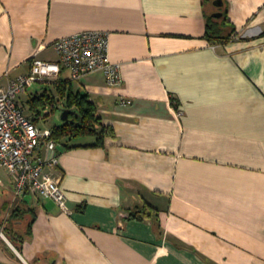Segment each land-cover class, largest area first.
Here are the masks:
<instances>
[{
    "label": "crops",
    "instance_id": "0c3cea01",
    "mask_svg": "<svg viewBox=\"0 0 264 264\" xmlns=\"http://www.w3.org/2000/svg\"><path fill=\"white\" fill-rule=\"evenodd\" d=\"M214 1L0 0V89L86 30L110 33L123 78L64 69L20 96L53 130L68 93L87 95L114 135L62 140L69 212L18 196L1 166L0 264H264V0ZM214 6L229 39L206 36Z\"/></svg>",
    "mask_w": 264,
    "mask_h": 264
},
{
    "label": "built area",
    "instance_id": "2783aa9c",
    "mask_svg": "<svg viewBox=\"0 0 264 264\" xmlns=\"http://www.w3.org/2000/svg\"><path fill=\"white\" fill-rule=\"evenodd\" d=\"M109 39L110 33L104 30L62 36L54 42L59 61L34 58L29 73L11 79L7 87L0 89V166L7 169L18 196L35 192L54 199L69 212L61 186L63 175L57 171L61 143L52 138L53 130L40 128L25 114L20 96L34 82L56 80L64 69L72 80L102 71L108 85H120L121 63L112 59ZM41 146L45 147L44 156L39 152Z\"/></svg>",
    "mask_w": 264,
    "mask_h": 264
},
{
    "label": "trees",
    "instance_id": "16d2710c",
    "mask_svg": "<svg viewBox=\"0 0 264 264\" xmlns=\"http://www.w3.org/2000/svg\"><path fill=\"white\" fill-rule=\"evenodd\" d=\"M209 2V0H208ZM224 6L218 9L221 16L208 15L206 36L212 41H222L230 38L227 33V18L225 17ZM62 108L71 109L69 119L53 128V135L57 142L61 143L64 138H74L82 135H94L97 137L96 144H103L106 136L114 135L112 128L105 126L97 113L96 106L87 95L68 93L67 99ZM138 211H133L132 216H138ZM5 232V229H3ZM7 234V232H5ZM9 236V235H8ZM15 246L21 250V246L10 238Z\"/></svg>",
    "mask_w": 264,
    "mask_h": 264
},
{
    "label": "rangeland",
    "instance_id": "374dc122",
    "mask_svg": "<svg viewBox=\"0 0 264 264\" xmlns=\"http://www.w3.org/2000/svg\"><path fill=\"white\" fill-rule=\"evenodd\" d=\"M37 84H39V83L31 84V86L29 87L30 91L35 90ZM26 107H29V106L26 105ZM43 111H45V110L43 109ZM61 117H62V110L58 108L57 110H55L54 113H52L50 116L46 117V119L42 120L41 123L42 124L47 123L46 125H54V123H59L61 121ZM45 120H46V122H45ZM0 172L2 174H6V171L1 166H0Z\"/></svg>",
    "mask_w": 264,
    "mask_h": 264
},
{
    "label": "water",
    "instance_id": "95a60500",
    "mask_svg": "<svg viewBox=\"0 0 264 264\" xmlns=\"http://www.w3.org/2000/svg\"><path fill=\"white\" fill-rule=\"evenodd\" d=\"M215 4L217 5H221L222 4V0H215L214 1ZM215 16H221V12H216L214 13ZM73 111L71 109H67V108H62V119L64 121H67L69 119V116L70 114L72 113ZM1 232V231H0ZM2 233V232H1ZM3 235V233H2Z\"/></svg>",
    "mask_w": 264,
    "mask_h": 264
}]
</instances>
